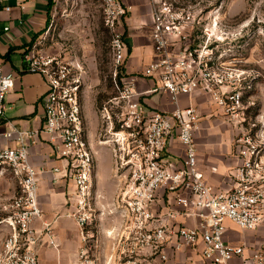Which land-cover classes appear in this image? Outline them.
I'll return each mask as SVG.
<instances>
[{"label": "built area", "instance_id": "obj_1", "mask_svg": "<svg viewBox=\"0 0 264 264\" xmlns=\"http://www.w3.org/2000/svg\"><path fill=\"white\" fill-rule=\"evenodd\" d=\"M8 0H0V10L10 11ZM126 0H99L103 24L111 34L112 81L118 95L109 103L120 104L117 127L107 107L102 118L109 128L105 141L110 144L117 179V193L111 204L118 215L120 256L123 264H167L166 249L194 251L204 263L264 264V252L251 249L246 242L232 245L225 241L226 222L240 231H256L264 225V157L259 144L244 133L242 94L236 84L239 76L215 65L208 47L203 50L179 45L182 31L175 22L179 16L165 3L151 10L152 61L143 77L153 81L151 91H162L174 108L169 113L151 111L137 99L140 95L128 79V49L120 31L131 7ZM7 29V28H6ZM182 38H184L182 36ZM37 42L22 55L25 72L41 75L46 92L40 99L43 124L40 130L11 128L3 138H14L16 146L0 148V176L9 172L17 184V193L3 207L0 230L4 238L0 264H38V247L44 242L55 247L49 223L34 227L43 215L38 205V172L30 163L29 149L40 134L48 136L55 157L65 161L64 177L73 184L67 218L78 228L80 248L78 264L88 263L87 227L92 223L99 196L92 193L94 157L88 143L84 118L77 98V87L70 81L67 68L53 59L35 53ZM13 78L0 70V119ZM208 95L217 110L241 135L235 141L237 163L229 174L227 191L214 190L198 169L195 133L200 128V113L192 107H179V97ZM123 110V111H122ZM171 139L183 147L179 166L164 159ZM60 173L59 168H53ZM170 195L167 212L153 213L159 191ZM193 221L192 226L178 219ZM113 231L107 233L111 236Z\"/></svg>", "mask_w": 264, "mask_h": 264}, {"label": "crops", "instance_id": "obj_2", "mask_svg": "<svg viewBox=\"0 0 264 264\" xmlns=\"http://www.w3.org/2000/svg\"><path fill=\"white\" fill-rule=\"evenodd\" d=\"M144 1H125L131 7L120 27L124 40L129 46L126 61L127 76L134 82L135 90L140 95L137 99L144 103L147 109L169 113L174 106L170 103L168 95L160 90L151 91L154 87L153 81L142 75L145 66L153 59L151 31H148L145 42L146 31L140 29V26H145L148 22L151 26L149 15L151 10L147 15L144 14L142 6ZM54 3L55 0H8L10 11L0 10V70L2 74L13 78V88L6 95L4 115L0 119V148L16 146L14 138H3V133L11 128L38 131L42 127L44 116L40 99L46 92L45 80L39 74L25 72L22 55L34 43L38 32L49 27ZM187 106L196 108L200 113V128L195 133L198 169L214 190L227 191L231 185L228 174L237 163L235 146L225 143L223 137L208 134L206 115L212 112V109L207 95L197 93L191 97L180 96L179 107ZM28 153L30 163L38 172V205L43 215L41 220L34 222V227L40 228L42 222L49 223L56 243L55 247H51L45 243L44 239L38 247V264H78L80 248L78 228L73 220L65 216L69 211V196L74 190L70 179L64 177L65 163L55 157L48 136L45 134L38 136L36 144L30 147ZM107 153V164H103L100 152L94 150L93 178L94 191L98 196L101 197L103 187L110 189L107 197L110 204L117 193V179L114 158L109 151ZM182 157V145L171 139L164 159L178 167ZM53 168H59L61 172L55 173ZM5 177L0 176V178ZM11 179L13 180L12 177ZM171 198L162 190L159 191L153 204V213L158 215L167 212ZM101 211L106 214L112 213L109 209L99 208L100 213ZM177 223L185 226L193 225L192 220L182 218L178 219ZM96 226L98 238L95 248H97L96 251L99 249L97 255L105 258L107 263H114L119 248L115 237V234L119 232V224L115 223L112 226L99 221ZM112 230H114L115 243L111 244V240L106 235ZM235 230L237 229L233 224L226 222L224 238L227 243L238 245L246 242L251 249H260L264 252V225L256 231H242L241 233H245L246 236L241 240L236 236L238 230ZM112 236L113 234L110 236L111 239ZM98 243H102V247H99ZM109 244L112 245L111 248ZM166 253L167 264H210L204 263L194 251L187 248L176 252L166 249ZM229 264H240V259L235 258Z\"/></svg>", "mask_w": 264, "mask_h": 264}, {"label": "rangeland", "instance_id": "obj_3", "mask_svg": "<svg viewBox=\"0 0 264 264\" xmlns=\"http://www.w3.org/2000/svg\"><path fill=\"white\" fill-rule=\"evenodd\" d=\"M163 3L179 16L175 22L177 31H182L179 45L199 50L208 47L215 65L221 66L226 73L239 76L236 87L242 94L240 113L245 120L244 133L255 139L260 146L259 155L264 157V0H145L142 5L144 14ZM140 29L146 31V42L148 31H151L149 22ZM110 41L111 34L103 24L99 0H55L49 27L38 32L34 40L37 42V56L53 59L67 68L70 81L77 87V98L93 157L94 150L99 151L103 164H107V152L111 153L110 144L105 142L110 138H104L109 125L102 118L103 108L107 107L113 119V128H118L117 117L122 106V103H109L118 95L111 76ZM126 47L129 50L127 44ZM210 101L212 114L206 115L208 134L223 137L225 143L235 146L240 130L218 112L211 98ZM3 176L6 179L0 178V217L4 215L3 207L17 193L12 175L4 172ZM94 186L92 177V193H95ZM109 191L107 187L102 188L97 207L93 206L94 218L87 227L89 264H123L125 260L119 254L118 237L116 244L119 248L114 263H107L105 258L97 255L99 249L96 251L95 248L98 238L96 224L100 221L113 226L119 222L118 215L112 212V203L108 204ZM99 208L109 209L112 213H100ZM113 232L112 239L106 235L111 244L115 243ZM241 232L238 230L236 235L240 240L246 236ZM3 238L0 230V248ZM98 245L102 247V243Z\"/></svg>", "mask_w": 264, "mask_h": 264}]
</instances>
